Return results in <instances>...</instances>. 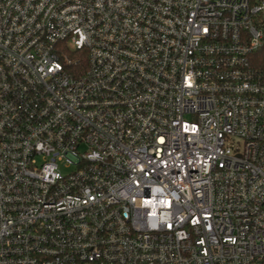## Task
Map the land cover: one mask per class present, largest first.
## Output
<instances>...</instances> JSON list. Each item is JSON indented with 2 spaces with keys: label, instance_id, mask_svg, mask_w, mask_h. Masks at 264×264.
I'll list each match as a JSON object with an SVG mask.
<instances>
[{
  "label": "built area",
  "instance_id": "2783aa9c",
  "mask_svg": "<svg viewBox=\"0 0 264 264\" xmlns=\"http://www.w3.org/2000/svg\"><path fill=\"white\" fill-rule=\"evenodd\" d=\"M260 18L0 0V264H264Z\"/></svg>",
  "mask_w": 264,
  "mask_h": 264
},
{
  "label": "trees",
  "instance_id": "16d2710c",
  "mask_svg": "<svg viewBox=\"0 0 264 264\" xmlns=\"http://www.w3.org/2000/svg\"><path fill=\"white\" fill-rule=\"evenodd\" d=\"M253 3H264V0H251ZM259 23L261 24L264 30V18L259 19ZM251 66L252 68L264 76V43L262 46L252 55L251 57Z\"/></svg>",
  "mask_w": 264,
  "mask_h": 264
},
{
  "label": "rangeland",
  "instance_id": "374dc122",
  "mask_svg": "<svg viewBox=\"0 0 264 264\" xmlns=\"http://www.w3.org/2000/svg\"><path fill=\"white\" fill-rule=\"evenodd\" d=\"M73 169H65V168H61V171L64 173V174H67V173H70Z\"/></svg>",
  "mask_w": 264,
  "mask_h": 264
}]
</instances>
